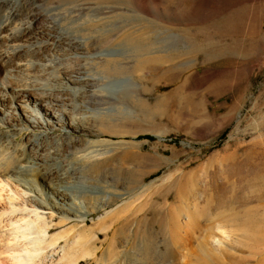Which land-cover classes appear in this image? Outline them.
Masks as SVG:
<instances>
[{
	"label": "rangeland",
	"instance_id": "1",
	"mask_svg": "<svg viewBox=\"0 0 264 264\" xmlns=\"http://www.w3.org/2000/svg\"><path fill=\"white\" fill-rule=\"evenodd\" d=\"M34 5L55 7L65 16L69 9H88V19L74 26L62 20L81 47L70 66L84 81L75 105L86 131L54 133H65L72 143L65 169L73 193L101 191L109 199L87 214L88 227L98 216L113 217L97 232L94 259L79 264H264V198L255 212L250 209L258 201L242 206L241 199L224 201L219 210L203 208L217 186L223 197L264 195V168L249 169L250 162L264 163V0ZM90 152L104 153V164H74L75 156ZM57 162L51 168L58 172L65 164L61 157ZM81 164L90 165L82 172L89 185L77 182ZM97 175L101 189L93 185ZM217 211L230 219L239 243L210 257L197 253L194 242L189 252V246L177 251L178 236L171 234L176 220L190 218L189 232L191 226L205 230ZM57 219L50 234L69 225L55 224Z\"/></svg>",
	"mask_w": 264,
	"mask_h": 264
},
{
	"label": "bare ground",
	"instance_id": "2",
	"mask_svg": "<svg viewBox=\"0 0 264 264\" xmlns=\"http://www.w3.org/2000/svg\"><path fill=\"white\" fill-rule=\"evenodd\" d=\"M37 1L0 0V264H79L85 257L94 259L95 241L99 238L97 232L106 227L108 218L113 217L98 216L95 225L88 227L87 214L100 209L109 199L101 191L73 193L74 183L65 169L69 164L66 154L72 143L65 133H54L58 130L67 133L86 131V119L75 105V95L80 87L83 88L84 81L79 79L77 68L70 66L78 60L81 47L64 29L62 20L69 19L70 25L76 20H85L88 9H67L65 16L55 7H36ZM98 61L102 59L98 58ZM101 156L104 153L75 156L74 164L78 167L79 162L88 163L93 159V162H101ZM60 157L65 166L57 172V166L51 167L59 163ZM251 163V171L256 166L264 168V163L262 166ZM88 166L81 164V171L76 176L81 185H89L87 179L90 177L82 173ZM100 181L97 175L93 185L103 188ZM221 190L222 187L217 186L211 200L203 205L204 210L223 209L224 201L230 204L238 199L242 206L258 201L251 211L257 206L263 207L260 202L264 195L243 198L232 192L223 197L219 193ZM90 201L94 202L91 208L88 207ZM124 205L127 208V203ZM260 210L264 211V208ZM220 212L217 211L212 219L210 217L211 223L205 230H193L191 226L189 232L190 218L177 219L176 229L171 231L172 236H178L176 241L174 239L178 243L175 244L177 251L189 246L186 250L189 252L194 242L197 253L210 257L238 242L233 236L235 229L231 228L230 219L220 216ZM54 216L58 218L55 224L69 225L50 234ZM195 221L193 226L194 223L199 225V221Z\"/></svg>",
	"mask_w": 264,
	"mask_h": 264
}]
</instances>
